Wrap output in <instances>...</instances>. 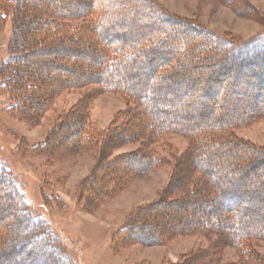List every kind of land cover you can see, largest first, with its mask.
Returning a JSON list of instances; mask_svg holds the SVG:
<instances>
[{
    "label": "trees",
    "instance_id": "trees-1",
    "mask_svg": "<svg viewBox=\"0 0 264 264\" xmlns=\"http://www.w3.org/2000/svg\"><path fill=\"white\" fill-rule=\"evenodd\" d=\"M224 3L231 8L237 4L235 9L239 10L244 1ZM7 13L12 17V34L7 56L0 62V89L10 93L8 110L37 123L59 92L88 83L97 84V91L123 94L134 103L125 111L124 122L107 130L103 154L124 143L140 141V152H133L135 157L129 159L142 164L119 169L116 162L129 159L100 162L97 171L93 170L82 184V193L91 194L85 197L89 203L96 204L118 189L120 178L126 174L156 167L161 158L151 146L166 134H182L188 140L167 193L159 203L141 207L130 215L116 233L115 245H163L179 235L201 234L209 238V248L196 249L177 264H210L213 254L221 251L223 245L235 248L242 264H264V259L247 244L254 238H264V226L256 228L244 220V212L236 208L243 198L241 189L225 178L241 165L250 167L255 158L264 159V148L247 144L234 134L235 128L264 117V106L257 110L250 105L252 112L226 117L223 110L208 114L207 107L201 105L196 108L198 119L187 115L183 123L166 120L157 108L161 85L156 84L153 91V85L139 78L135 69L150 54L154 61L151 78L159 83L184 80L187 84L191 80L190 63L193 67L205 65V69L208 65L202 97H206L213 74L222 79L232 73V83L237 88L242 86L243 93L248 86L264 85V32L238 41L168 14L153 0H0V27ZM252 14L264 24L262 14ZM78 19L85 21L73 26L72 22ZM133 19H146L145 30L137 28L128 34L118 31L127 29ZM157 19L173 26L168 25L169 30L151 26ZM162 37L165 40L159 43ZM153 43L158 44L157 50L167 48L169 56L153 57ZM172 44L175 45L170 51ZM78 50L83 53L75 60L73 54ZM64 63L71 67L63 66L65 71L60 72ZM247 76L252 81L249 84L244 80ZM164 86L172 92V85ZM220 93L221 90H214V97ZM88 98H82L70 112L61 115L46 141L33 148L67 156L91 145L95 128L87 117ZM118 172L121 176H108ZM18 246L24 252L13 259L16 264H46L43 258L49 264H75L65 256L59 238L50 233L47 221L29 209L12 177L0 168V257H5L6 249L12 252Z\"/></svg>",
    "mask_w": 264,
    "mask_h": 264
},
{
    "label": "rangeland",
    "instance_id": "rangeland-1",
    "mask_svg": "<svg viewBox=\"0 0 264 264\" xmlns=\"http://www.w3.org/2000/svg\"><path fill=\"white\" fill-rule=\"evenodd\" d=\"M153 1L168 14L193 21L213 33L231 36L238 41L247 40L264 32V24L256 21L252 14L259 12L264 18V0H243V8L239 10L235 9L239 5L235 4L231 8L224 3V0ZM5 16L0 27V62L7 56L6 49L12 34L11 13ZM158 20L151 22V26L164 27L166 30H169L168 25L173 26L171 22L164 21V23ZM84 21V19H78L73 21L72 25L79 26ZM147 23L146 19H133L132 25L118 31L128 34L129 31L131 33L137 31V28L145 30L144 26L148 25ZM164 37L159 38V43L161 39L165 40ZM151 45L156 49L153 57L169 56L166 52L167 48L166 51L157 50L158 44ZM172 45L170 51H173L175 44ZM81 53L83 52L78 50L77 54H73V58L78 60ZM153 64L154 61L150 59L149 54L143 61L136 64L135 69L138 71L139 78L153 85V91L156 84L161 85L159 92L161 100L157 102V108L166 120L173 119L183 123L184 116L187 115L198 119L196 108L201 105L204 108L207 107L208 114L223 110L226 117L233 115L237 117L244 115L245 112H252L248 108L250 105L257 110L264 106V85L248 86V90L241 93L242 86L237 88L236 84L232 83L234 80L232 73L225 74L222 79L213 74L211 75L213 82L206 90V98L202 97L201 91L208 65L205 69V65L193 67L190 63L192 67L188 72L191 76L189 83L186 84L187 81L183 82V80L175 84L168 81L159 83L154 77L151 78ZM63 66L69 69L71 64L61 65L60 72L65 71ZM244 80L248 81V84L252 82L250 76ZM163 84L172 85V92L167 86L163 87ZM244 85L247 87L246 83ZM214 90H221L222 95L220 93L214 97ZM257 91L259 94L256 93ZM9 96L10 93L7 90L0 89V168L12 177L27 201L29 209L47 221L50 233L59 238L65 256L71 262L75 264H177L193 254L196 249L209 248V238L201 234L179 235L163 245L117 246L114 242L116 233L130 215L141 207L150 206L156 201L159 203L160 198L167 193V186L175 172L179 155L186 151L189 145L187 138L182 134H166L161 141L151 146L154 153L161 158V162L156 167L145 169L138 174H126L123 179L120 178L121 186L118 189L107 195L105 199L91 204L85 198L90 197L91 194L89 191L82 193V184L91 176L93 170L97 171L98 164L111 159L115 161V159L126 160L135 157L133 152H140L143 145L140 141L128 142L111 148L106 155L103 154L105 149H103V140L106 138L107 130L115 124L124 122L125 111L133 108V101L118 92L97 91V84L88 83L75 89H63L53 97L51 105L38 122L30 123L14 111L8 110ZM84 97H89L86 110L87 117L95 128V141L93 140L91 145L77 153L67 156H58L53 151V153H44L33 148L35 144L46 141L49 130L61 115L70 112ZM234 134L247 144L264 148V117L235 128ZM256 159L249 164L250 167L246 164L241 165V168L236 169L233 175L227 174L225 178L241 189L243 198L238 205L236 204V208L244 212V220L257 228L264 226V159ZM123 161L120 160L119 163L115 161L116 167L119 169L140 167L142 164L138 165L134 158ZM114 175L121 176L119 172L118 174L108 173L109 177ZM153 215L158 217L157 213ZM247 244L264 259V238H254ZM12 250L14 251L11 252L10 249L3 251L5 257L3 259L0 257V264H16L13 259H18L24 252L19 246ZM43 259L46 264H49L47 259ZM212 260L210 264H242L238 261L235 248L226 245L221 247V251L213 254Z\"/></svg>",
    "mask_w": 264,
    "mask_h": 264
}]
</instances>
